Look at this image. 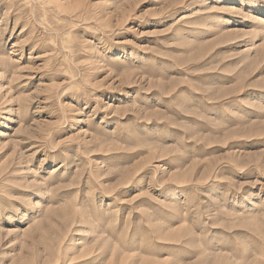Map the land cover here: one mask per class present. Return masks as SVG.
I'll list each match as a JSON object with an SVG mask.
<instances>
[{"label":"rangeland","instance_id":"obj_1","mask_svg":"<svg viewBox=\"0 0 264 264\" xmlns=\"http://www.w3.org/2000/svg\"><path fill=\"white\" fill-rule=\"evenodd\" d=\"M0 264H264V0H0Z\"/></svg>","mask_w":264,"mask_h":264}]
</instances>
